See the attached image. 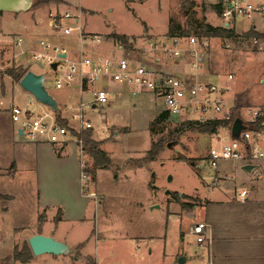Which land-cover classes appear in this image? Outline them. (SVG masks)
Returning a JSON list of instances; mask_svg holds the SVG:
<instances>
[{
	"label": "rangeland",
	"instance_id": "obj_1",
	"mask_svg": "<svg viewBox=\"0 0 264 264\" xmlns=\"http://www.w3.org/2000/svg\"><path fill=\"white\" fill-rule=\"evenodd\" d=\"M194 1L195 21L224 27L216 7L219 0ZM66 9L80 14V23L58 15ZM49 13L57 17H50ZM170 22L177 33L182 29L187 32L181 36L183 41L187 36L196 35L207 42L208 59L203 77L222 85L228 81L227 75L233 76L229 83L232 89L224 96L226 104L218 115L222 119L235 116L245 127L243 116L249 118L250 114L246 109L240 113L239 108L258 106L264 101V85L259 83V78H264V39L246 36L251 19L238 17L240 30H236L235 23L224 27L236 33L228 38L197 35L188 25L182 0H51L33 6L28 12L0 13V264H55L52 254L33 255L26 262L12 256L14 249L29 246L32 232L48 233L54 229L62 209L67 217L59 229L68 234L79 232L81 224L94 227L95 221H107L109 228L115 230L110 232L109 241L96 242L94 238L87 244V251L91 253L89 264H179L178 258L182 255L187 258L185 264H199L195 256L196 237L188 234L189 225L192 221H206L213 229L226 221L223 211L206 209L212 198L222 202L219 205L226 203L222 201L224 193L217 188L212 190L211 180L206 175L208 171L196 168L207 156L215 133L197 124L183 125L187 119L168 116L159 120L166 104L157 92L135 91L125 84L111 83L106 87L103 81L88 84L90 92L103 86L109 91L110 105L88 108L85 115L93 124L88 135L100 141L99 148L102 144L111 164L106 169L96 167L88 152L84 160L92 181L83 190L79 147V155L72 151L73 144H68L61 154L57 151L59 145L48 143L41 144L39 150L24 149L22 147L32 142L19 135L10 113L14 104L50 112L23 90L19 81H13L8 75L10 70H34L44 73L50 82L55 78L46 61L31 56L16 57L21 52L15 45L19 37L23 38V45L28 43L31 49L44 50L39 41L45 40L64 45L79 55L80 33L83 37L88 33L104 37L116 31L135 34L128 36L132 39L163 37L169 36ZM68 26L75 29L65 34L63 29ZM141 54L135 47L124 50V56L130 58L140 59ZM166 69L175 71L173 62H169ZM77 83L70 88L47 86L61 113H66L65 104L79 101ZM88 96L86 92L83 98ZM227 128L219 127L216 133L223 134ZM242 131L241 126L239 133ZM153 143L161 144L162 148L152 160L148 151ZM204 176L210 187L202 180ZM231 180L230 176L228 182ZM236 184L239 189L241 185ZM94 198L99 203L96 204ZM183 200L194 204L183 209L180 205ZM154 205L158 207L152 208ZM78 212L88 219L77 220ZM129 235L133 239L128 238Z\"/></svg>",
	"mask_w": 264,
	"mask_h": 264
},
{
	"label": "built area",
	"instance_id": "obj_2",
	"mask_svg": "<svg viewBox=\"0 0 264 264\" xmlns=\"http://www.w3.org/2000/svg\"><path fill=\"white\" fill-rule=\"evenodd\" d=\"M216 4L219 6L218 14L224 27H229L238 17L248 19L258 17L264 21V0H219ZM58 15L63 19H74V22L80 19V14L69 9ZM50 16L57 17L55 13H50ZM74 29L72 26L64 27L63 32L70 34ZM81 41L89 45L111 41L112 50L107 54L96 55L82 49L78 58L74 59L68 55L64 47L40 40L39 44L44 50L21 48V52L16 55L31 56L35 60L46 61L50 66L57 62L55 69L51 67L55 78L50 82L45 77L46 87L50 84L56 89L70 88L78 82L80 90L90 94L88 99H79L76 105L65 106L69 111V117L63 116L60 112L61 118L65 119L67 124L59 121L58 113L52 110L38 111L14 104L10 108V113L17 125V131H22L20 136L29 142L64 146L71 140L76 141L83 157L81 162L83 189H87L92 181L91 172L87 170V163L84 160L88 151L81 137L85 130L93 129V124L86 118L85 110L110 105L109 91L105 87L90 92L87 89L88 84L103 81L106 84H125L135 91L157 92L164 98L165 111L169 117L189 121L222 119L218 114L226 104L224 96L232 89L229 83L233 76L227 75L228 81L222 85L203 77L208 59L207 42L198 39L196 35L187 36L185 41L181 36H144L130 39L132 48H138L142 53L140 59L124 56V50L127 49L125 45L115 42L111 37L92 34L81 36ZM21 43L22 38H19L17 46H21ZM60 53H65L66 56L61 57ZM169 62H173V66L179 64L180 67L173 72L166 71ZM248 112L250 116L246 118L245 123L248 126L258 124V127H248L241 132L239 138L232 136L231 127L223 134L215 132L207 156L196 165L198 171H208L213 186L217 185L215 175L222 161L249 159L254 162L264 159V144L261 140L264 137V108H250ZM73 122L78 124L77 128L73 126ZM239 195L244 200L246 191L242 190ZM188 234L196 237L199 246L196 256L199 264H215L210 251V223L192 221Z\"/></svg>",
	"mask_w": 264,
	"mask_h": 264
},
{
	"label": "crops",
	"instance_id": "obj_3",
	"mask_svg": "<svg viewBox=\"0 0 264 264\" xmlns=\"http://www.w3.org/2000/svg\"><path fill=\"white\" fill-rule=\"evenodd\" d=\"M4 14L5 12H3V15ZM40 20L43 22L42 18H40ZM78 23H80V19H78ZM233 23H235V25L237 26L236 30H240L238 29L237 19ZM247 27H249L250 29H248L246 32L250 30H254L258 33L264 34V21L258 17L251 19V23ZM108 33L109 32H106V34ZM81 34L82 33H80L81 50L82 49L89 50L95 53L96 55L107 54L110 53V51L112 50V45L110 43L111 41L109 43L103 42L98 45H90L89 47H87L86 46L87 43L81 41V36H82ZM121 34H126L127 36L135 35L129 33H121ZM88 35H92V34L88 33ZM104 37L107 38L109 36H104ZM129 38L132 39L131 37ZM17 41L15 42L16 48H22V49L27 48V50H31L32 47L28 45V43L25 45L21 43V46H17ZM22 42H23V38H22ZM57 46L64 47L71 58L74 59L78 58L79 55H75L66 46L64 45L61 46L58 44ZM179 67H180L179 64L174 65L175 69ZM13 81L15 80L13 79ZM259 83L261 85H264L263 76L259 78ZM76 85L78 86L79 89L78 98L81 99L83 98V95L86 92H82L80 90V85L78 83ZM110 86H111L110 84H106V87H110ZM89 96L86 99H88ZM76 104L77 103L72 102L70 106ZM67 105L68 104H65V106ZM258 107L264 108V101L258 106L240 107L239 109H241L240 111L241 113L242 109L248 110L250 108L253 109ZM68 113L69 111L67 112L66 110V113L64 112L62 113V115L65 117H69ZM243 119L246 120V117L243 116ZM72 124L73 126H76V128L78 127V124L76 122H73ZM87 131L89 130H85L84 132ZM93 137H94V133H93ZM94 139L97 142H100L95 137ZM261 140L262 143L264 144V137H262ZM41 144L44 143H30V145H25V146L23 145L24 147L22 148L24 149L32 148V150H39L40 148L39 146H42ZM68 144H73L72 151L77 152V154L79 155L78 152L79 146L74 140L69 141L64 146H58L57 151H59V153L61 154L63 151H65V147L68 146ZM101 146L102 144H100V148ZM105 152L107 153V151ZM78 157L80 158L79 164H81L83 157H81V154ZM246 164L255 165V169L252 171V173H247L244 170V166ZM12 169L13 170H11V172L14 175L16 172L15 162L13 164ZM206 175L209 178H211L209 173H207ZM205 176L201 178L208 185V187H210V184L204 179ZM215 176L217 177L218 182L217 185L215 186L211 184L212 190H215L216 188L221 190V192L224 193V197H225V200L222 201H225L226 203L219 205V203L222 202H219V200L212 198L210 199V201L207 202L206 209L208 208V210H210L213 208V211L214 210L223 211L224 213H226V221L224 224H217L216 227H214L213 229L210 224L211 226L210 251L213 256L214 263L215 264H264V159H259L254 162L249 161V159H244L235 162L222 161L220 163L219 170L216 172ZM230 176L232 180L228 182ZM237 182L241 185L239 189H237L236 186ZM242 190L246 191L244 200H242V197L239 195V193ZM94 201L96 204L99 203L95 198ZM204 205L201 206L200 209L204 207ZM65 217H67L66 212L62 209V216L56 218L54 229L52 228L48 233L43 232V230L40 231L38 230L31 233V235L36 233H42V234L44 233L45 235L53 236L58 240L64 241L69 245L71 249L70 253L66 255H52L53 256L52 262H54L55 264H84V262H86L91 258L90 257L91 253L87 251V244L90 241H92L94 238L96 242L98 240H102V242L109 241L111 239L110 232L115 231L114 229L109 228L110 226L107 221L104 223L95 221L94 227H92V225L86 226L81 224V229L79 232H74V234L73 233L68 234V232L59 229L60 223L65 219ZM87 219L88 218L85 216V214H80V212H78L77 220L84 221ZM119 238L120 236H118V239ZM128 238L133 239L131 235H129ZM118 239L115 238V240ZM196 248L198 252L199 246L197 245ZM74 255H76L75 261H72ZM89 263L90 261H87V264Z\"/></svg>",
	"mask_w": 264,
	"mask_h": 264
},
{
	"label": "trees",
	"instance_id": "obj_4",
	"mask_svg": "<svg viewBox=\"0 0 264 264\" xmlns=\"http://www.w3.org/2000/svg\"><path fill=\"white\" fill-rule=\"evenodd\" d=\"M51 0H36L35 6L42 5V4H47ZM128 2H134V1H145V0H127ZM183 2V7L187 15L188 19V25L194 30V32L199 35V36H219V37H234L236 35L234 29L231 28H224L221 26H213L209 23H205L204 21H195V16H196V11H194V0H182ZM216 7L219 8L217 5ZM1 13V12H0ZM169 36H185L187 35V32L184 31L183 29L181 30L180 33L176 32V27L172 25L170 22V27L168 31ZM246 36L248 37H255L256 39L258 38H264V34L258 33L254 30H250L248 32H245ZM109 37L113 38L115 42H121L125 45L127 49L132 48V43L129 40V37L126 34H121L117 32H113ZM25 69H12L8 72V75L14 79L15 81H20V79L26 74ZM241 106L238 104V107ZM58 120L61 121L63 124H67V121L65 119L61 118V113L59 112L58 115ZM168 112L164 111L163 113L160 114L158 117L160 119H167L168 117ZM235 116H230L229 118L226 119H208L205 121H189L186 120L183 125H188L191 127L192 125H199L200 127L203 128V130L209 132V133H215L219 127H232L233 121L235 120ZM249 128H257L258 124L255 125H250L248 126ZM180 130H183L181 128ZM81 137L83 138L84 145L89 152L90 155L93 156L95 165L96 167L100 168H109L111 164L110 157L107 155V153L99 148V143L92 140L90 135H88V132L82 133ZM162 146L159 143H153L152 148L148 151V154H150L151 159L153 160V157H155L159 151L161 150ZM178 194V193H177ZM180 197V195H177V198ZM184 199L186 198L185 195H183ZM194 203H190L189 201H181L180 205L183 209L186 208H191ZM33 256L32 250L30 246L26 245L22 250H19L18 248L14 249L13 252V258L16 260H21L22 262H26L30 260Z\"/></svg>",
	"mask_w": 264,
	"mask_h": 264
},
{
	"label": "water",
	"instance_id": "obj_5",
	"mask_svg": "<svg viewBox=\"0 0 264 264\" xmlns=\"http://www.w3.org/2000/svg\"><path fill=\"white\" fill-rule=\"evenodd\" d=\"M36 0H0V12H13L20 13L30 10L35 5ZM61 57H65V53H60ZM57 62L51 64V67L55 69ZM45 77L44 73H39L34 70H28L26 74L20 79L19 85L21 88L29 92L34 99L48 107L50 110L59 113L60 108L56 99L49 93L47 87L45 86ZM243 127V130L248 129V125L245 127L242 125V120L235 119L231 127V134L234 138H239L240 134L239 129ZM19 135L22 134V131H18ZM255 169V165L246 164L244 170L247 173H252ZM169 181L172 180V177L169 176ZM169 192V191H167ZM153 207H158L154 205ZM28 244L32 250L33 255L41 254H52V255H66L71 252L69 245L61 240L54 238L53 236L45 235L42 233H36L29 237ZM186 256L182 255L178 258L179 264L186 263Z\"/></svg>",
	"mask_w": 264,
	"mask_h": 264
},
{
	"label": "flooded vegetation",
	"instance_id": "obj_6",
	"mask_svg": "<svg viewBox=\"0 0 264 264\" xmlns=\"http://www.w3.org/2000/svg\"><path fill=\"white\" fill-rule=\"evenodd\" d=\"M179 195H181V194H179Z\"/></svg>",
	"mask_w": 264,
	"mask_h": 264
}]
</instances>
